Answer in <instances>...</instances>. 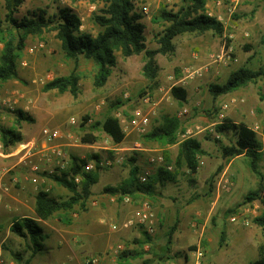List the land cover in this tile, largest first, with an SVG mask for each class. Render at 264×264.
<instances>
[{"label":"rangeland","instance_id":"374dc122","mask_svg":"<svg viewBox=\"0 0 264 264\" xmlns=\"http://www.w3.org/2000/svg\"><path fill=\"white\" fill-rule=\"evenodd\" d=\"M134 3L135 11L143 15L141 21L145 25L146 43L150 49L158 48V35L166 26L154 20L159 11L163 7L177 11L186 5L184 0H134ZM65 7L72 9L81 18L82 31L94 36L101 31L94 18L104 8L102 1L25 0L17 17L29 16L37 9H43L47 16H52ZM206 9L224 24L225 37L231 41L230 46H227L225 39L212 32L178 36L175 39V53L156 57L160 69L158 85L155 88H149L143 75L146 61L144 53L126 58L118 52L117 66L113 68L106 85L95 88V63L82 57L77 61L68 59L55 31H46L42 35L27 39L19 58V77L0 83V97L11 99L7 104L0 102V124L6 127L16 126L17 110L24 111L35 120L33 123H22L20 130L25 135L24 142L17 144L12 150L18 149L16 151L20 152L25 148L21 146L31 141L36 147L33 151L36 152L42 149L43 129L59 128L63 138L57 144L61 145L69 162L72 157L86 159L93 155H99L102 159L123 157L122 162L115 166L96 171L99 179L93 186L90 202L98 201L106 194L111 212V205L129 206L126 207L128 211L125 218H110L105 222L106 229L113 233V239L109 247L101 251H90L86 244L75 243L71 239L73 235H66V230L79 228V217L70 216L73 213L56 214L43 224L48 238L44 242L45 249L34 258L35 264H51L53 257L65 258L70 254L75 259H82L84 264L96 257L99 258L98 264H114L121 251L127 247H136L134 241L141 239L143 233L147 232L146 227L138 223L136 216L145 203L150 204L155 222V230L149 234L153 241L145 246L148 252L146 257L162 255L161 249L166 244L167 232L178 220L173 244L166 254L170 258L166 261L176 262L184 254L192 255L193 264H213L227 255L232 256L231 264H250L258 258L259 247L264 245V232L253 223V219L264 213V204L261 200L247 204H243V201L250 191L258 188L260 179L250 171L246 157L239 156L230 160L223 157L222 148L233 144L236 135L233 131L226 130L219 133L217 127L227 124L232 118L240 123L244 117H255L249 123L263 141L264 103L260 99V93L264 82L249 84L231 94L222 95L217 100L211 96L209 85L225 83L232 72L242 67L256 69L264 63V0H207ZM0 19H5L3 0H0ZM2 49L3 43L0 41V51ZM227 51L230 52V58L225 56ZM75 67L80 75L81 89L77 98L69 92L61 94L56 90H43L46 82L69 75ZM174 86L187 90V102L180 103L172 96L171 89ZM147 97L155 106L145 104ZM139 108L146 112L155 108L149 131L158 125L163 115L179 116L182 128L178 132L177 142L163 146L146 140V134L139 135L128 130L124 131L125 140L117 144L100 127L93 129L95 122L101 121L109 113L115 117L121 114L129 120ZM71 117L77 119L76 125L68 123ZM86 133L97 137L94 144L82 142ZM189 137L199 139L205 151L200 156V166L196 174L182 169L176 182L156 185L155 195L152 197L143 194L125 195L129 200L124 201V196L103 192L106 186H121L129 177L130 169L134 165L128 161L131 157L136 160L139 174L151 166V159L158 156H163L164 161L153 166L155 173L161 167L174 172L179 145ZM0 146L5 149L1 142ZM165 152L169 153L171 162H166ZM96 160L91 159L88 162ZM27 163L33 166L44 161L32 159ZM220 167L222 170L210 187L209 179ZM18 168H12L4 177L5 181L13 183L12 190L8 194L0 195V264H19L14 254L22 253L25 257L31 252L22 239L14 249H11L8 240L2 243L13 218L6 213L5 205L12 196L17 198L19 195L17 184L13 182ZM51 168H56L55 162ZM51 168L41 169L34 176L51 177ZM260 170L264 175V160ZM28 173L30 171H26V175ZM113 196L116 199L114 201L110 198ZM230 209H234V212L226 216V211ZM85 211L87 210H76L80 213ZM119 213L120 211L117 214ZM68 218L71 219L70 223H66ZM129 220H133L134 224L130 229H125L123 225ZM222 232L225 233V242L221 246ZM116 249H119L118 253L114 252ZM140 262L137 260L133 264Z\"/></svg>","mask_w":264,"mask_h":264},{"label":"trees","instance_id":"16d2710c","mask_svg":"<svg viewBox=\"0 0 264 264\" xmlns=\"http://www.w3.org/2000/svg\"><path fill=\"white\" fill-rule=\"evenodd\" d=\"M25 0H3L5 8V19H0V41L3 49L0 51V83H4L19 77V58L24 50L27 39L30 36H39L46 31H55L56 38L61 42L62 50L68 59L77 61L80 57L93 61L97 67L94 78L95 88H102L106 85L112 74V70L117 66V53L123 57H131L144 53L145 64L143 75L149 83V88L158 85L159 65L157 55H171L176 51L175 39L183 34H205L212 32L226 40L230 46V40L225 37V26L218 17L207 12V0H184L186 5L181 6L177 11L168 10L163 7L154 18L157 23L166 24L163 31L158 35L157 49H150L146 43L145 25L141 21L143 15L135 11L134 0H90L92 2L102 1L104 8L100 15L94 18L95 23L101 28L96 35L82 31L83 22L81 18L70 8H60L58 13L47 16L46 11L37 9L29 16L17 17L19 8ZM258 81L264 82V63L256 69L242 67L228 77L225 83H212L209 85V92L214 100L222 95L231 94L243 87ZM45 92L56 90L63 94L69 92L73 97L80 95V75L77 67L65 76L56 77L44 84ZM172 96L180 103L187 102L188 92L181 86H174L171 89ZM260 99L264 103V86L260 93ZM116 106V105H115ZM16 126L6 127L0 124V142L5 149L14 147L23 142V134L20 130L22 123H33L35 120L22 110L16 111ZM101 128L115 143H122L125 132L120 120L112 113L107 114L101 121L95 122L93 129ZM182 128L181 120L175 115H163L158 125L144 136L148 141L158 142L163 146L175 144L178 132ZM233 131L236 141L222 148L224 158L230 160L239 156L247 159L250 171L259 177L260 184L256 190L250 191L243 201V204L251 203L262 199L264 175L261 172V163L264 160V150L258 133L245 123L230 121L225 125L217 127L219 133ZM97 137L92 133H86L82 137L85 144H94ZM219 142V141H218ZM201 141L195 137L183 140L179 145V151L175 159L176 170L169 171L166 167L159 168L150 180L141 184L138 179L139 167L135 165V158L128 159L134 165L130 169L129 177L119 187L106 186L104 193L109 195L136 196L139 194L152 197L155 195L156 185H165L177 181L182 169L196 174L200 166V156L204 153ZM99 155L89 156L86 159L72 157L69 167L60 173L52 174L51 179L59 186L66 188L71 195L67 198H58L44 190L36 194L35 213L36 218L23 217L12 222L10 231L15 236L25 240L27 249L32 252V256L25 260L22 253H15L14 258L19 264H32V259L36 254L45 249V240L48 235L44 226L39 221H48L58 213L68 215L76 210H86L87 203L91 199L93 186L98 182L99 176L96 172L88 173L84 171V165L91 159H99ZM166 162H171L170 155L165 152ZM220 167L209 179L210 187L213 186L214 179L220 173ZM76 175L82 176L80 185L74 182ZM238 206H241L239 204ZM234 209L226 211V216L232 214ZM70 217V216H69ZM70 223L71 219H66ZM253 223L261 227L264 232V213L253 219ZM179 221L167 232V241L161 249L162 255L146 257L145 250L147 244H151L153 239L148 232L143 233L141 239L134 242L136 247H127L121 251L114 264H133L140 260V264H162L169 259L166 254L173 244L174 235L178 228ZM225 242V233L222 232L220 245ZM165 255H164V254ZM250 264H264V245L259 247L258 258Z\"/></svg>","mask_w":264,"mask_h":264},{"label":"crops","instance_id":"0c3cea01","mask_svg":"<svg viewBox=\"0 0 264 264\" xmlns=\"http://www.w3.org/2000/svg\"><path fill=\"white\" fill-rule=\"evenodd\" d=\"M234 119L235 118H232V121L238 123ZM243 120L240 123H245L246 125L252 127L249 122L252 123L253 120H255V117H244ZM262 129L264 130V124L262 125ZM22 134L24 138L25 135L23 132ZM23 142H24V139H23ZM27 144L31 145L32 142L31 141L25 142L23 146L26 147ZM262 144H263V150H264V139L262 141ZM14 147H10L8 149H0V166H1L0 172L3 173L4 177L12 168L19 167L17 177L13 179V182L14 183L16 182L15 184H17L19 195H17V198L15 196H12L10 199H8V202L5 205V210H7L6 213L11 214L13 218L10 223V226L8 227V230L6 231V237L4 238L2 243L8 240L9 244H11V249L18 247L19 243L21 242L20 241L21 239L15 236L14 234H12L10 231L12 222L15 219L23 218V217L36 218V213H35L36 199L35 197L39 191L44 190L58 198L59 197L67 198L71 195V193L66 188L54 183L50 177H40V178L35 177L34 175L36 174V172L33 171L32 164L28 165L27 163L28 161L31 162L32 159H35L36 161L38 160L40 162L44 161V163H41V164L37 163V164L41 167V169H45L47 167L51 168V166H53L55 162V159H53L51 156L48 157V159L47 158L43 159V157L41 158L39 156L29 157L27 156V151L19 152V151H16L18 150L16 148H15L16 150L13 151L12 149ZM24 164L27 166L26 167L27 170ZM26 171H30V173L26 175ZM4 177L0 183V195L8 194L9 191L12 190L13 183H8L7 180L5 181ZM35 179L38 180V183L33 182ZM2 185L9 189L8 192H5L3 190ZM92 192H94L93 188H92ZM107 197L108 195L103 194L101 198H99L98 201L90 202L92 200L91 198L86 206L87 211L81 212V213L75 211L73 212V215H70L73 217H79V221H78L79 228H71V229L66 230L65 231L66 235L67 234H69L68 236L73 235L71 239L75 243L86 244L87 249H89L90 251H96V250L101 251L109 247V245L111 244L112 239H113V235H112L113 233L111 231H108L105 227V222H107V219L109 221L110 218L111 219L112 218L122 219L127 216L126 212L128 211V209H126V207L128 208L129 206L116 207L117 205L114 204L110 206V208L113 209V211L111 212L110 209L108 208L109 201ZM120 205L122 204L120 203ZM117 208H119V210ZM124 208L126 209L125 211H124ZM118 211H120L119 214H117ZM92 213H94L95 215ZM39 221L42 223V225L47 222V221H41V220ZM60 243H62V241H60ZM29 254H26V256L24 257L25 260L29 259L32 256V252H30ZM36 256L37 254L33 258H31L32 264H35L34 258ZM231 257H232L231 255H227L225 256L223 260L220 257V259L216 260L213 264H231L232 263ZM53 259L54 261H51V264H84V261H82V259H75L73 256H71V254L67 255L65 258L53 257ZM164 264H193V258H192V255L184 254L181 258L176 260V262L167 260Z\"/></svg>","mask_w":264,"mask_h":264},{"label":"built area","instance_id":"2783aa9c","mask_svg":"<svg viewBox=\"0 0 264 264\" xmlns=\"http://www.w3.org/2000/svg\"><path fill=\"white\" fill-rule=\"evenodd\" d=\"M221 2H218V5H220ZM210 14V13H209ZM211 15V14H210ZM225 56H227L228 58H230V52H226ZM10 98L5 99V98H1L0 97V102H2V104H7L10 102ZM146 105H151L155 106V103H151L150 102V98L147 97L144 100ZM155 109V108H154ZM154 109L146 112L145 109L139 108L136 109L132 115V117L129 120H126L121 114H118L116 118H118L120 120V123L122 125H125V129H123L125 132H127L128 130H130L131 132H136L139 135H144L147 134L149 132L150 126H151V116L154 113ZM179 119L180 117L177 116ZM68 123L70 125H76L77 124V119L75 117H71L68 121ZM42 135L44 137V142L41 146L42 149L38 150V151H33L36 147L34 144H32L31 146L28 145V147H25L24 149H22L20 152L22 151H27V156L31 157V156H39V157H43V159H48V157H52L53 159H55V164H56V168L50 170L51 174H57L60 173L62 171H65L69 165L70 162L66 157V153H64V151L61 148L60 144H57V141L61 140L63 138V133L59 128H45L42 131ZM2 148V146H0V149ZM28 157V158H29ZM123 157H117L116 159H97L96 161H91V162H87L86 165H84V171L91 173V172H96V171H100V170H104L107 168H111L113 166H115L117 163L122 162ZM164 161L163 156H158L155 157L153 159L150 160L151 166L147 167L146 169H144V171L138 175V179L139 182L141 184H145L147 183L150 178L153 176V174H155V170L153 168V166L155 164L158 163H162ZM33 171H35L36 173L38 171L41 170V167L38 164H34L32 166ZM170 170V169H168ZM3 173L0 172V183L1 180L3 179ZM34 183H38V180L35 179L33 181ZM74 182L78 185L81 184L82 182V176L81 175H76L74 177ZM2 188L5 192H8V188L4 187L2 185ZM49 191V190H48ZM118 196V195H115ZM111 200L114 201L116 200L113 197H111ZM124 201H128V197L124 196ZM137 221L138 223H140L141 225H144L147 229V232L149 234H152L155 230V222H154V214L150 208V204L149 203H145L144 206L142 207V209L137 213ZM134 224L133 220H129L126 223H124V228L125 229H130L131 226ZM120 249H122V247H118ZM119 249H116L114 252L118 253ZM99 263V258H93L87 261V264H98Z\"/></svg>","mask_w":264,"mask_h":264},{"label":"bare ground","instance_id":"6f19581e","mask_svg":"<svg viewBox=\"0 0 264 264\" xmlns=\"http://www.w3.org/2000/svg\"><path fill=\"white\" fill-rule=\"evenodd\" d=\"M21 147H23V145Z\"/></svg>","mask_w":264,"mask_h":264}]
</instances>
